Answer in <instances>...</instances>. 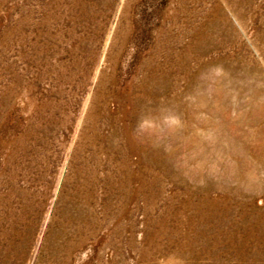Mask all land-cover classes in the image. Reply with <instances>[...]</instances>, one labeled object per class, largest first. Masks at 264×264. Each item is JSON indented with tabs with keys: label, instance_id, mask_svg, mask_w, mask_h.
<instances>
[{
	"label": "rangeland",
	"instance_id": "1",
	"mask_svg": "<svg viewBox=\"0 0 264 264\" xmlns=\"http://www.w3.org/2000/svg\"><path fill=\"white\" fill-rule=\"evenodd\" d=\"M0 264H264V0H0Z\"/></svg>",
	"mask_w": 264,
	"mask_h": 264
}]
</instances>
